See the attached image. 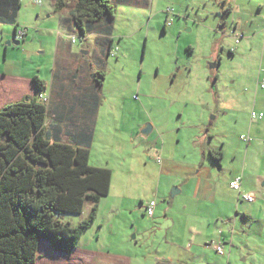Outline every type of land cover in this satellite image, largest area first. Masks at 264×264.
Segmentation results:
<instances>
[{"label": "rangeland", "instance_id": "rangeland-1", "mask_svg": "<svg viewBox=\"0 0 264 264\" xmlns=\"http://www.w3.org/2000/svg\"><path fill=\"white\" fill-rule=\"evenodd\" d=\"M260 1L236 0L239 12L226 14L223 0H112L115 14L109 36L104 22L82 35L72 25L70 6L61 13L69 23L60 28L45 14H53L52 0H20L17 19L27 35L25 42L7 47L6 58L8 41L0 38V76L44 80L46 107L49 99L52 106L58 104L64 127L72 115L69 104L91 88L96 126L89 165L111 172L109 195L99 202L95 222L82 235L77 253L52 256L40 249L36 264H163L177 256L179 251L169 244L178 229L161 230L140 203H155V219L163 211H179L182 198L173 196L176 188L161 175L155 160L159 156L166 161L171 152L193 158L194 138L198 145L205 142L221 149L226 177L243 178L245 170L244 183L264 189V10L259 12V26H246L249 12L241 9L254 13ZM32 5L40 10L38 20ZM237 21L241 25L234 32ZM46 27L52 32L43 31ZM1 30L3 37L10 36V27ZM72 37L76 45L70 43ZM103 38L114 39L117 59L107 57L110 40ZM218 58V71H209L208 65ZM97 60L102 70H90ZM96 71L106 74L101 88L94 82ZM252 113L263 119L252 121ZM90 114L89 109L84 119ZM51 118L50 113L47 130ZM152 123L156 130L143 137L141 129ZM89 212L85 203L81 215L61 218L74 227Z\"/></svg>", "mask_w": 264, "mask_h": 264}, {"label": "trees", "instance_id": "trees-1", "mask_svg": "<svg viewBox=\"0 0 264 264\" xmlns=\"http://www.w3.org/2000/svg\"><path fill=\"white\" fill-rule=\"evenodd\" d=\"M52 1L57 14L70 6L72 25L82 35L104 22L103 31L111 36L112 0ZM20 7V0H0V24L16 31ZM104 81L105 73H96L99 88ZM31 84L34 93L45 90L36 77ZM48 115L35 98L0 103V264H36L39 243L53 253L71 254L110 192L111 172L89 165L92 131L82 145L61 142L47 130ZM210 157L220 167L221 153ZM85 203L86 220L74 227L62 221V215H81Z\"/></svg>", "mask_w": 264, "mask_h": 264}, {"label": "crops", "instance_id": "crops-1", "mask_svg": "<svg viewBox=\"0 0 264 264\" xmlns=\"http://www.w3.org/2000/svg\"><path fill=\"white\" fill-rule=\"evenodd\" d=\"M226 1L227 5L230 6L228 14L239 12L240 7L236 5V0ZM34 2L36 3V1ZM260 2L256 3L258 10L254 13L248 7H241L244 13L249 12V20L244 22L246 26L248 23L258 24L257 26L262 23L263 20L259 12L264 10V0ZM32 10L35 18L37 20L40 19L38 7L34 6ZM52 13H46L45 11V14H48V18L57 20L58 27L63 28L69 23V21L63 20L64 17L61 13H55L53 8ZM23 24L17 19V29H24ZM239 25H241L240 21H237L234 32L239 29ZM0 26L10 27L11 33L9 37H3L4 33L2 30L0 31V38L10 41L15 28L11 25L0 24ZM43 31L52 32L49 27L43 28ZM241 36L244 37L242 33ZM25 37L20 43L25 42ZM103 40H110L109 43L113 50L114 39L103 38ZM7 47L4 50L5 58ZM84 55L86 56L87 54ZM90 70H102L101 63L97 60L96 66L93 67L92 65ZM36 78L44 84L45 90L43 92H46L45 81L38 77ZM31 80L32 78H9L1 75L0 103L35 98ZM91 91V88L86 89L84 93L88 94H84L80 100L74 99L69 104L67 111L72 113V115L69 117V124L65 127L61 123L65 116L60 117L58 115V104L52 106V102L49 99L48 106L49 114H53L54 117V119L51 118L48 126V131L52 138L64 143L82 145L84 144V135L90 133V130L92 131V141L88 147L90 157L96 126V123H92L96 103L94 104L90 98L91 94L89 95V93ZM89 109L91 114L85 120L84 116L88 115ZM75 112L80 114V116L74 118L73 114ZM151 130V133L156 130L153 123ZM159 139L162 144H165L166 139L163 136ZM204 139L205 136L202 142ZM198 142V139L196 140L195 138L190 140V144L194 147L193 158L187 155L179 156L171 152L166 161L161 160L159 156L155 160L160 165L161 175L171 179V183L176 188L174 190H178L176 196L182 198L179 211L174 213L169 210L163 211L162 217L157 219H155L154 212L153 217L149 218L158 221L157 225L161 230L178 229L177 233L173 234V241L169 245L176 248L179 253L175 257H168L166 261H163V264H235L236 262L246 263L249 259L256 261L253 264H264V189L256 187L254 184L244 183L245 170H243V178L239 175L226 177V172L221 165L217 167L210 157L211 152H220L222 161L223 152L221 149L211 147L205 142L198 145ZM237 178L241 179L240 192H236L229 187V184ZM241 194L252 195L254 201L252 203L244 202L241 199ZM148 203H140V206H143V210ZM156 208L157 206H155V210ZM212 242L221 245L223 255L216 253L215 249L210 245ZM40 249L46 250L48 254L52 253V256L54 254L45 243H39L37 257ZM71 253L75 255L77 253L76 249Z\"/></svg>", "mask_w": 264, "mask_h": 264}, {"label": "built area", "instance_id": "built-area-1", "mask_svg": "<svg viewBox=\"0 0 264 264\" xmlns=\"http://www.w3.org/2000/svg\"><path fill=\"white\" fill-rule=\"evenodd\" d=\"M39 3V2H38ZM166 14H172V10H167L166 11ZM172 23V19H166V25L169 26L170 24ZM26 35V30L25 29H17L15 31V39L17 41H21ZM237 42V41H236ZM70 43L72 45L76 44L77 43V40L76 38L72 37L70 39ZM115 53H116V50L113 51L111 53L112 56H115ZM260 88L261 89H264V81L261 82L260 84ZM36 100L42 104V105H46L47 102H48V97L44 94V93H40ZM251 120L252 121H257V120H262L263 119V115L262 114H255V113H252L251 116H250ZM241 140L243 142H248L249 140L246 139V138H243L241 137ZM229 187L236 191V192H240V188H241V179L240 178H237L236 180H234L233 182H231L229 184ZM241 199L244 201V202H247V203H252L254 201V197L250 194H241ZM154 209H155V203L154 202H149L145 207H144V214L147 218H152L153 217V214H154ZM210 245L215 249L216 253L218 255H223V250H222V247L221 245H219L218 243H215V242H212L210 243Z\"/></svg>", "mask_w": 264, "mask_h": 264}, {"label": "flooded vegetation", "instance_id": "flooded-vegetation-1", "mask_svg": "<svg viewBox=\"0 0 264 264\" xmlns=\"http://www.w3.org/2000/svg\"><path fill=\"white\" fill-rule=\"evenodd\" d=\"M223 8H222V10L226 13V14H228L229 13V11H228V5H227V1L226 0H223ZM171 25V24H170ZM169 25V26H170ZM167 26V25H166ZM222 30V28H219L218 29V31H221ZM116 50V49H115ZM114 50H112L111 49V46H109V48H108V52H107V57H112V55H111V53L113 52ZM229 54L230 55H233L234 54V52L233 51H231V52H229ZM113 57H116V54H115V56H113ZM220 64H221V62H220V59L218 58V61H216V62H214V63H211V64H209L208 65V68H209V71H213V72H217L218 70V68L220 67ZM210 65L212 66L211 68L212 69H210ZM96 73H98L97 71H96ZM96 73H94V80H95V78H96ZM106 75V74H105ZM208 78H210L211 79V76H208ZM218 80V76L217 75H215V77H214V79H213V81H217ZM38 258V257H37Z\"/></svg>", "mask_w": 264, "mask_h": 264}, {"label": "water", "instance_id": "water-1", "mask_svg": "<svg viewBox=\"0 0 264 264\" xmlns=\"http://www.w3.org/2000/svg\"><path fill=\"white\" fill-rule=\"evenodd\" d=\"M20 44V42H18L17 40H15V33L13 32V36H12V39L10 41H8L6 43V46H11V45H14V46H18ZM212 66L210 65V69ZM26 102H28L29 100H25ZM151 126L147 125V126H144L141 131H140V134L145 137V138H148V136L150 135L151 133ZM178 194V190H174L173 191V196H176Z\"/></svg>", "mask_w": 264, "mask_h": 264}, {"label": "clouds", "instance_id": "clouds-1", "mask_svg": "<svg viewBox=\"0 0 264 264\" xmlns=\"http://www.w3.org/2000/svg\"><path fill=\"white\" fill-rule=\"evenodd\" d=\"M16 40V39H15ZM18 42H20V41H18ZM81 43H82V40H81Z\"/></svg>", "mask_w": 264, "mask_h": 264}]
</instances>
